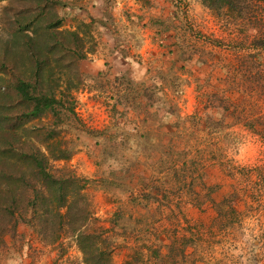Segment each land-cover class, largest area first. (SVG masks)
Instances as JSON below:
<instances>
[{"label":"rangeland","instance_id":"374dc122","mask_svg":"<svg viewBox=\"0 0 264 264\" xmlns=\"http://www.w3.org/2000/svg\"><path fill=\"white\" fill-rule=\"evenodd\" d=\"M57 1L0 0V170L29 173L22 156L37 155L84 179L102 264H264V1L167 0L147 22L149 76L125 91L81 72L65 88L75 83L74 67L64 71L69 40L48 25L56 14L60 30L89 23L94 36L98 5L84 22L79 0ZM132 49L141 60L142 42ZM17 82L69 97L56 115L25 122ZM61 149L70 157L52 160ZM22 217L2 235L0 264H85L70 231L50 242Z\"/></svg>","mask_w":264,"mask_h":264},{"label":"trees","instance_id":"16d2710c","mask_svg":"<svg viewBox=\"0 0 264 264\" xmlns=\"http://www.w3.org/2000/svg\"><path fill=\"white\" fill-rule=\"evenodd\" d=\"M202 4L208 8L213 5L209 0H201ZM263 2L264 0H257ZM222 5H229V0H221ZM57 5V0H51ZM55 21L48 25L52 31L51 36L55 40L61 38L68 39L66 54L71 59L70 64L64 68L69 72L74 67L75 74L71 83V78H67L68 86L65 88L76 89L82 82L78 64L93 55L97 48V41L91 31L89 23H81L78 29L73 31L60 30L61 21L53 14ZM88 41L90 47L85 48ZM61 46V44H55ZM72 50H76L72 52ZM64 74V73H62ZM68 76L67 74H64ZM15 93L20 96V105H23L26 112L21 118L25 122L37 120L47 113L56 115V108H64L63 100L68 98L66 91H61L58 95L53 92H43L39 82L35 85L31 83L17 82L13 87ZM72 110V107L71 109ZM70 157L67 149H61L59 154L51 155L54 161H66ZM22 158L31 160L36 169H30L27 173L25 169H4L0 170V243L2 235L30 208L32 213L29 219L23 220L38 227V233L50 242H56L61 233L65 230L75 237L76 246L83 255L85 264H102L106 254L101 249L98 241L102 240L98 229L87 232L86 228L91 221L89 214V202L85 196V181L76 176L66 167L50 171L45 169L46 157L37 155H23Z\"/></svg>","mask_w":264,"mask_h":264},{"label":"crops","instance_id":"0c3cea01","mask_svg":"<svg viewBox=\"0 0 264 264\" xmlns=\"http://www.w3.org/2000/svg\"><path fill=\"white\" fill-rule=\"evenodd\" d=\"M66 1V0H63ZM79 5L86 8L85 15H82L84 22L92 21L94 12L98 5V28L94 32L98 48L88 61H81L79 69L84 78L103 77L117 81L114 83L116 90L125 88L133 84L134 80H145V73L148 69L143 60L148 56V50H156L153 38V29H150V18L164 16L169 11L170 4L167 0H149L148 5L141 4L139 0H79ZM113 18V24L100 23ZM137 21L140 23L137 24ZM146 24V25H145ZM144 29L141 38V30ZM131 32L132 35H129ZM140 39V41H138ZM142 42V59L136 61L133 57V46ZM129 47V53L124 49ZM132 47V48H131ZM121 80L127 84L120 85ZM134 85V84H133ZM129 92V90H128ZM79 154L81 164L77 163L79 169H83L82 163L88 159L86 153L88 149L82 148ZM87 154V155H86Z\"/></svg>","mask_w":264,"mask_h":264},{"label":"built area","instance_id":"2783aa9c","mask_svg":"<svg viewBox=\"0 0 264 264\" xmlns=\"http://www.w3.org/2000/svg\"><path fill=\"white\" fill-rule=\"evenodd\" d=\"M77 112H79V111H77ZM78 114H79V116H80L85 122L89 123V120H88L89 118L84 117L82 112H80V113H78Z\"/></svg>","mask_w":264,"mask_h":264},{"label":"clouds","instance_id":"9594fccd","mask_svg":"<svg viewBox=\"0 0 264 264\" xmlns=\"http://www.w3.org/2000/svg\"><path fill=\"white\" fill-rule=\"evenodd\" d=\"M91 56V55H90Z\"/></svg>","mask_w":264,"mask_h":264}]
</instances>
